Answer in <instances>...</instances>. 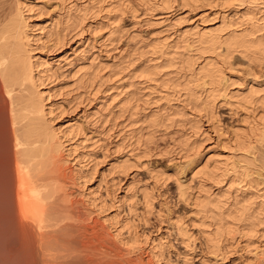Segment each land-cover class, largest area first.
Returning a JSON list of instances; mask_svg holds the SVG:
<instances>
[{"label":"rangeland","instance_id":"374dc122","mask_svg":"<svg viewBox=\"0 0 264 264\" xmlns=\"http://www.w3.org/2000/svg\"><path fill=\"white\" fill-rule=\"evenodd\" d=\"M90 1L0 0V27L17 11L18 3L23 2L26 9H32L33 25L46 31L56 30L57 37L43 38L49 40H45V46L43 42L35 46L37 57L41 62L45 61L44 66L48 63L53 71L44 79L45 85L40 90L50 92L48 103L52 110L50 118H54V128H74L75 134H70L72 137L69 136L67 145L75 151L73 158L77 161H73L74 166L79 167L80 175L84 176L79 181L81 188L85 189L83 193H91L94 204L99 208L91 206L90 209L95 210L98 213L95 215L102 221L107 219L108 222L111 220L110 223L118 222V227L114 229L116 232H113H123L122 239H156L155 245L161 246V264H264L262 256L257 258L254 255L260 250L264 251V170L258 176L259 170L246 163H251L256 155L257 159L264 158L259 154L264 146L257 142V137H254V142L251 134L255 132L254 127H263L264 103H258L255 109H249V106L239 108L235 107L236 103L231 106L219 98L213 104L214 118L209 113V119L206 115L208 110L205 114L204 110L201 112L196 106L201 107L200 101L208 100L206 97L211 87L204 86L203 89L194 80L195 73L208 59L223 67L229 78L226 84L229 85V94L234 95L239 91V94L247 93L252 86L263 90L264 65L250 63L238 52L231 55L230 61H227L230 65H226L216 55L201 53V56L196 48H190L194 42L187 41L199 28L210 30L221 27L223 19L228 24L243 20L244 25L241 27V22L238 27L240 31L248 27L247 20L250 17L264 27V4H252L250 0H239L236 3L231 0H200L198 4L191 0H171L170 6L163 8L165 10L156 9L151 12L142 5V0H109L108 3L99 4L101 7L97 5L96 10H89L87 15L81 13L83 15L79 16L77 9L93 6ZM112 2L114 7L121 3L126 6H119L108 13L113 6L107 5ZM231 3L235 4L234 7ZM129 7H137L139 11L133 14ZM78 13L77 20L72 15ZM81 17L85 18L84 21ZM155 41L161 43L163 49L159 47L157 52L153 51L149 44ZM192 58L197 63L196 67L190 68L187 62H193ZM169 62L171 65L167 67ZM143 66L149 69L160 68L162 74L160 78L157 77L160 83L147 80L140 72L145 69ZM191 69H195V73ZM189 80H192L191 83ZM176 84L181 86L177 87ZM189 85L195 97L189 95L190 90L179 93L173 91L185 86L189 88ZM261 95L264 97V91ZM154 119H158V122L154 123ZM197 127H201L200 131L204 134L210 135L207 137L210 140L207 139L201 148L192 143L198 137ZM239 136H243L244 141L248 138L249 142L251 139V146L247 149L241 147ZM187 143L193 144L192 148L188 149ZM256 145L257 148L260 146L255 150ZM250 147L256 151L254 157L248 153ZM208 149L205 156L216 154L218 157L215 156L214 161L218 165H249L248 170L255 174L244 178L238 173L241 169L236 166L239 178L235 177V171L233 173L231 169L228 170L230 174L225 172L223 178L219 176L215 181L205 182L194 178L196 170L203 166V162L198 163V159ZM126 161L130 164L127 170L123 167V172V168H118L126 166ZM197 163L199 166L195 167ZM218 179L222 182H218ZM179 183L190 188L187 201L182 200L178 194ZM76 188L73 192L79 198L82 191ZM206 190L212 198L225 201L224 208L228 212L251 205V212L256 216L252 214L249 221L244 222L246 225L253 221L258 225L255 228L258 232L256 236L253 237L254 233L249 232V228L241 222L239 232L232 234L236 235V239L227 236L218 251L221 254L211 253L212 246L207 244V236L204 234L215 231L217 225L211 218L212 214L208 215L209 221L198 218L194 203L197 201L195 197L199 196L201 200L206 197ZM145 192L152 195L151 208L144 199ZM255 218H258L257 221ZM203 221L206 227L201 224ZM126 223L128 227H125Z\"/></svg>","mask_w":264,"mask_h":264},{"label":"bare ground","instance_id":"6f19581e","mask_svg":"<svg viewBox=\"0 0 264 264\" xmlns=\"http://www.w3.org/2000/svg\"><path fill=\"white\" fill-rule=\"evenodd\" d=\"M110 1L92 0L93 6L90 1L91 7L89 5L85 7L82 6L83 9L79 7L81 10H77L80 15L78 13L72 16L77 19L78 15H83L81 13L87 15L89 10H94L95 7L97 9V5L101 7L102 5L99 6V4L108 3ZM191 1H193L194 4H198L199 2L197 1L200 0ZM208 1L209 0L206 2ZM234 1L235 2L231 0L232 3H236L239 0ZM170 2L171 0H142L141 3L151 10V12H154L156 9L162 10L165 6L169 5ZM249 2L252 4L261 2L264 4V0H250ZM18 4L19 7L17 11L0 27V264H161L162 253L159 250L161 246L155 245L156 239L155 241L154 239L151 241L152 239L149 240V238L144 240H136L135 238H133L134 240L132 238V240H130V237L128 240L122 239L124 235L122 234L121 236V233L123 232L118 234L113 232V230L118 227V222L110 223L111 220L108 222L107 219L106 221H102L95 215V210L90 209L92 208L91 206L97 209L99 208L94 204L95 201H93L90 196L92 195L91 193H83L85 190L83 186H85V184L82 183L83 181L81 182L83 190L79 181H81L84 176L82 177L80 169H77L79 167L74 166L73 161H77V159L73 158V152L75 153V151L72 150L71 146L69 148L67 145L70 134L72 132L74 133V128L71 126H69L70 128L64 127L62 129L61 127L54 128V118H50L52 110L48 103L51 98L50 92L40 90V88L45 85L44 79L47 75L51 74L52 70L48 63V65L46 64L47 66H44L45 61L41 62L40 58L37 57V49L35 46L40 42V45H42L43 42V46H45L44 44L47 43H44L46 39H50V37L52 38L54 35L57 37L56 30L46 31L44 28L39 29V27H37L38 25H33L31 21L34 18L31 14L32 9H26V5L23 2H19ZM122 5L125 4L121 3L117 6L122 7ZM107 6H113V2ZM118 7L113 6L109 9L108 13H112V11ZM136 8L129 7V10L135 14L139 11H137ZM121 12L123 13V11ZM36 13L37 12H35V14ZM69 19L67 20L70 22L71 20ZM84 19L82 18L83 21ZM247 21L248 27L241 29V31L238 30L241 22L237 23V21L236 23L232 22L228 24L225 19H223L222 26L219 28L210 30H201L199 28V30H196L197 32H194L187 40H192V43L194 42L193 44L188 42V44H191H189L191 47L186 45L190 48H196L200 54L216 55L222 58L223 63H226V65L229 63L227 61L231 58V55L235 52L240 53V55L248 59L250 63L254 62L255 64L264 65V27L258 23V20L252 21L251 17ZM243 25L242 22L241 27ZM225 31H228V33L224 34ZM57 33L59 34V32ZM43 38L46 39L43 40ZM185 41L186 40H184V42ZM149 45L153 51L160 48L163 49V47L160 46L161 43L157 44L156 42ZM156 52L154 53L156 54ZM190 59L191 58L188 60ZM194 61V63L190 61L187 62L190 68H193L197 63V60ZM207 61L205 65H202L201 68L198 69L199 71H197V73H195V69H191L196 74H194L196 78L194 79V75L192 78L199 83L197 84L198 86L200 85L203 89H205L204 86L211 87L209 93L207 92L208 96L206 98L208 100H202L200 103L198 102L202 105L201 107L197 105L198 103L196 104V107H199L201 112L204 110L206 114L208 110L206 115L209 117L211 114L210 117L213 119V111L215 110V105L213 106V104L216 103L219 98L223 99V101L231 106L236 103L237 106L235 107L239 108L249 106V109H255L258 103L260 104L261 102V105L264 103V97L261 95L264 89H257L254 88V86H252L247 93L239 94V91V93L236 92L234 95L229 94V85L226 86L229 78L226 77L223 67H220L214 60H211L213 61L211 62L207 59ZM171 62H169L170 64L166 63L167 67L171 65ZM228 65H230V63ZM144 68L145 69H141L140 72L148 78L147 80L150 79L152 83L153 81L154 83H158L161 77L160 75L162 74L161 69L158 67H154V69L152 67V69H154L152 70L151 67L149 69L146 66ZM191 81L189 80L190 83ZM178 86L181 85L178 84L177 87ZM118 88L119 87H117V89ZM183 90L191 91L190 85L189 88L185 86L183 89L173 91L174 93H179ZM192 91L189 95L193 97L196 94H192ZM116 97L113 98V101ZM197 99H200V97ZM210 104L213 107H211ZM152 121L157 123L158 119ZM153 122L151 123L154 124ZM263 123L261 125L263 127L261 128H259V125V127H254L255 132L251 134L253 135L254 142L256 141L254 137H257V142L262 143L264 146ZM200 129L201 127L197 129V140H194V142L192 141L194 146L197 144L199 148L209 139L207 137L210 136L208 133L204 134L201 132ZM75 130L77 131V129ZM198 130L202 134H200ZM203 135L206 136L204 137ZM71 137L72 136H70V138ZM243 139V136L242 138L239 136L241 147L245 146L246 148L251 146V139H249L250 144L247 140L248 138L246 139L247 141ZM190 143L186 145L188 149L193 146V144L191 145ZM257 145L255 148L253 147L255 145L252 147L256 150ZM252 147L249 148L250 152H248L249 149L247 150L250 155L256 154V151H254ZM74 148L75 147H73V149ZM263 151V154L259 153L262 156H264ZM208 152L209 149L206 154L201 155L198 159V163L203 162V166L199 170H196L194 174V178L198 180L205 182L215 181L219 176L224 177L223 173L228 172L229 169H231V171L233 170V173L235 171L236 175H234L238 178V173H241L240 176H244V178L245 176H253V173L255 174V172L252 173L250 172L251 170H248V164V167L243 166L244 168L242 165L238 166L237 163H224V165L222 164V166H220L218 162L214 161L218 156L214 154L213 156L206 157L205 155H207ZM252 159H250V161ZM212 161L214 162L212 163ZM257 161H260L258 162V166L256 165ZM126 163V166L121 165V167L117 168L126 167L125 169L127 170L130 163L128 161H126ZM198 163L195 167L199 166ZM211 163L214 166L211 165ZM246 163L251 164L253 169L256 167V169L259 170L258 176H260L261 172L264 170V158L257 159V155L251 163L249 161H246ZM236 166L243 171L240 170V172H238ZM123 169L121 170L124 172L125 169ZM227 174H230V172ZM156 177L155 179H157ZM220 180L218 182L221 183L222 181ZM178 185V194L180 198L187 201V197L190 195L188 192L190 188L181 183ZM76 187H79V190L82 191V193L79 194V198L78 196L75 197L76 195L73 192V189H77ZM205 194L206 197L203 200H201L199 196L195 197L197 201L194 203H196V210H198L196 216L201 219H207L210 216L209 214H212L211 218L215 220L217 227L212 233L209 232V234H207V232L204 235L207 236L205 238L207 244L210 243L212 246L213 251L211 253L219 255L221 253L218 251L221 250L225 238H227V236H233L232 238H234L236 235L232 234H235V231L239 230V225L242 224L241 222L245 220L249 221L252 214H255L251 212V205L242 206L228 212L226 208H224L225 201H221L220 198H212V195L209 194L207 190ZM143 196L147 206L151 208V203L153 201L152 195L145 192ZM215 212L219 214H215ZM255 219L257 221L258 218ZM245 222L243 225L246 226V228L248 227L249 232L252 231L254 233H252L253 237H255V234L258 233L255 228H257L258 225L253 221L245 225ZM205 223L206 222L203 221L201 224L206 227ZM126 226L127 223L125 227ZM207 228L209 227L207 226ZM185 234L186 233L183 235ZM253 237H251V239ZM187 238L188 240L190 239L189 237ZM135 248L138 249L139 253ZM134 249L137 252H135V254L133 252ZM260 251L254 255H256L257 258L258 256H262L264 260V251ZM133 254L136 256L134 257ZM131 255H133V257H131ZM259 263L261 264V262Z\"/></svg>","mask_w":264,"mask_h":264}]
</instances>
